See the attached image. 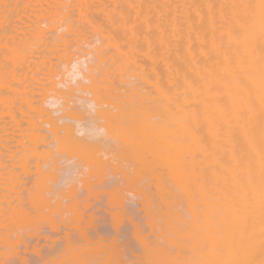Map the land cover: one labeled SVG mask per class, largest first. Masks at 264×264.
<instances>
[{
  "label": "rangeland",
  "instance_id": "obj_1",
  "mask_svg": "<svg viewBox=\"0 0 264 264\" xmlns=\"http://www.w3.org/2000/svg\"><path fill=\"white\" fill-rule=\"evenodd\" d=\"M88 1H91L92 3L89 2L87 4ZM113 1L0 0V5H3V3L5 2V6L3 5L4 7L0 6V50L3 49L2 52L5 54L4 55L2 53L4 55V59L2 58V61H0V64L2 62V65H0V264H62L63 262H65V264H82L83 262H86V264H88V260H90V262L94 261V264H104L103 261L106 260L104 253H110L111 257H114L112 254L113 252L114 254L118 253L121 256L120 259H117L119 256L116 254L117 258H115L117 260H115V258L114 260L117 263L119 260H122L121 263L123 262V264H153L151 262H154V264H161V261H158V259L152 257V254L155 251L160 253L162 252L163 254L165 253V255L169 257L173 255V258H181L182 256H184L183 251H178L176 244L178 242L176 240L179 237L177 235L182 231V228L184 226H181V224H184L183 220H185L186 216V212H183L186 211L184 210L186 209V201L185 198L182 197L184 194L181 195V197L176 196L181 194L182 189H178L176 187L177 190L175 189L176 192H174V189L172 188V186L175 188L180 180L176 182V185H174L175 182L173 183L170 181V178H173L174 175L172 176V174L169 173L170 175L168 176L167 173L168 171H170L171 173H174L176 171H171L169 166L161 158V160L165 163L164 166L163 162H160L159 160L160 157L157 160H159L160 164L162 165L156 163V158H150L153 156L148 157V159L150 158L152 160H149L151 164H153V162L155 161V164H153L152 166H150L151 164L149 162L145 161L147 159H144V162L142 160V157H136L138 156V154L140 155L142 153H140V151H142L143 149L140 150V148L138 149V151L137 148H134L132 147V145L128 144L130 142L132 143V141H130L131 139L127 141L125 139V137L128 138L127 135L133 137L132 135L134 134L135 136V133H131L128 131V133L125 135L122 133L124 129L122 128L123 131L121 132L118 127H124V122H127L128 119V125H130V115H132L131 117H135L136 119H138L136 116H133V114H131V112L135 108L134 104L131 103H137L135 101H132V98H130L131 96L133 97L134 93H130L129 100H124V98L128 97H125V88H128V94L130 90L132 92H135L133 90H136L137 86V91L141 86L142 91H145L144 89H146L147 85L149 84L152 88L150 90L153 91L155 88L153 89L154 84L152 86V83H149L147 80L151 77L148 75L150 73L148 70H150V68L152 69L151 66H153V62L147 61L151 65L149 63L147 64V62H145L147 56L142 57V55H144L142 52L136 51L135 54V52L131 50L133 49L131 48L132 44L133 46H135V44L139 42L137 40H140V38L136 40L135 36V38H132L133 36H131L132 40L131 38L130 40H124V37H126V34L128 33L125 32L124 35L117 31L118 26L121 25H119L118 20H114L113 22V20L103 19V17L106 16H102L104 8L106 11L108 10V8L109 10H112L113 7H116ZM100 5H103L104 7L102 8V6ZM86 6H89V9ZM85 7L87 8V10ZM20 8H22V10ZM100 8L102 12L99 11ZM2 9L5 12L1 11ZM84 9L86 11H84ZM97 11L99 12L97 13ZM108 11H106V13ZM84 14L93 19L91 20L89 17H87L89 19L88 20ZM82 15L84 16L82 17ZM25 18L26 20H24ZM28 18L30 19V21H28ZM42 18H45V23L43 22ZM81 18L83 19L81 20ZM67 20L69 23H66ZM59 22L62 23H60L61 26L59 25ZM84 22H86L87 27L89 26L88 28L85 27L86 24H84ZM104 23L105 26H101L102 24L104 25ZM106 26L109 27L106 28ZM122 26H120L119 29H121ZM82 27L84 28L82 29ZM93 27L95 28V30ZM64 28H66L67 30ZM104 29L106 30L104 31ZM122 29L121 32L123 33V30L126 28L124 27V29ZM103 31L105 33H103ZM106 33L107 35H109L110 33V37L106 36ZM90 34H92L93 36ZM12 35H14L15 37ZM121 35H124L122 37V43H120ZM93 38L95 41L93 40ZM37 39H39V41ZM108 40L112 43H110ZM128 40L129 42L131 41V44L128 43ZM86 41H88L89 43ZM100 41L102 43L98 44V42ZM113 41L114 44H116L115 42L119 41L117 43V47L118 45L123 46L124 44H129V46H127L129 47V49L131 48V52L137 56L135 58L132 57L134 60L129 59V61H132L131 63L134 62L133 64H136V66L130 64L133 67L126 66L124 70V67H122V64L124 63L122 62L126 59L123 60L122 58H125L126 56H123L122 54L119 55V49L115 51L116 45L113 44ZM124 41L127 42L124 43ZM133 41L135 44L132 43ZM140 41L141 43L143 42L142 39ZM103 42H105L106 44ZM36 43L39 45L38 47ZM137 44L139 45V43ZM137 44L135 47L138 46ZM91 45H99L98 48L100 49L96 47L98 49L97 50L94 46ZM126 45L123 47H126ZM128 47H126V49H128ZM43 49L45 50L43 51ZM91 50L93 52H91ZM128 51H124L125 53H123L127 54ZM116 52L117 54H115ZM137 52H140V56L137 54ZM99 53L103 57L100 58ZM105 54L106 56H104ZM107 55L109 56L107 57ZM109 57H112V59L110 60ZM107 58L109 60H106ZM119 58L120 61H123L120 62ZM162 60L161 64L164 63ZM105 61H107V63ZM129 61L127 63L124 61L125 65L130 63ZM156 62L159 64L160 61H155L154 63ZM89 63H93L92 65L96 68L92 67V65L90 66ZM116 63H121L120 66L122 68L119 67V65H116ZM161 64L158 66H161ZM5 65L9 66L7 67ZM140 65L143 66L141 71L142 74L140 73ZM149 65L150 68H148ZM103 66H105V68ZM111 67L114 69H112ZM131 67L132 69H130L129 71V68ZM90 68H94L95 71L93 69L91 70ZM120 68L124 70V73L121 72L122 70H119ZM134 68L136 71L134 70ZM137 69L139 72L137 71ZM107 70L110 72L107 73ZM114 70L116 72H113ZM145 70H147L149 73H144L143 71ZM151 71L152 73H154L153 70ZM100 72L102 75L100 74ZM104 72L106 73L105 77H103ZM95 74L97 77L95 76ZM118 74L119 76L117 77ZM140 74H144L145 77L148 75L149 78L146 77V80H144L145 78H143V76H141L143 79L139 77ZM112 75L113 79H111ZM128 75L129 77H127ZM155 75L153 79L151 77V81L155 80ZM122 76H124V78H127L122 79ZM136 78L141 80H138V82ZM131 79L134 80L132 81ZM143 80L147 81L149 84H147V82L144 83ZM104 81L106 82V84L110 83V87L109 84H104ZM152 82L154 83L155 81ZM144 84L146 85L144 86ZM102 85L104 86L102 87ZM134 85L135 88L133 89ZM119 86L126 87L120 88ZM114 88H118L117 91H119L120 93L123 92V98L121 94L116 92ZM113 89L114 91H112ZM103 90H105V92ZM92 91H95V93ZM108 91L112 93H108ZM141 92L139 91V93H137L139 95L137 96H140ZM153 92L149 93L151 94ZM157 94H154L155 96H157L156 98L153 97V94L151 95L155 101L159 97H161V100L163 98L166 99L165 97H163L164 95L162 96V94H160L161 96L158 97L159 94ZM108 97L109 99H107ZM114 98H117V100ZM121 98L124 102L121 101ZM130 100L132 101L131 103H129ZM152 100L149 106L145 104L147 109H145V114L149 113V107H151L152 104H155L152 103ZM125 101L132 105V107H127L128 109L131 108V112L129 113L130 115L128 114L129 110L125 107ZM162 101H158L160 102V105ZM166 101L163 102L166 103ZM117 102H120L121 104ZM116 103L122 105L121 110H119V107L121 108V106L117 105ZM98 104L100 106L103 104L104 106L100 107ZM143 104H141V108L139 105L137 108H139L140 110L143 109ZM160 105L159 103L158 106L156 105L157 108L159 107L158 112L154 111L151 107V109L154 111V113L152 111L153 116L151 114L154 120L156 118V120H160V111L161 109H163V106ZM113 106L117 107L118 111ZM124 107L127 109V111L124 110ZM156 107L154 108L157 110ZM111 109L112 111H110ZM105 110L107 111L105 112ZM113 110L117 112L115 113ZM138 110L136 109L137 113ZM24 111L26 112V114ZM122 111L125 113L124 115L122 114ZM125 111L127 112V114ZM143 111H140L139 113H142ZM111 112H113V114L115 113V115L111 116ZM118 113L119 115H117ZM120 113L123 117L126 115L129 117H124V120L122 119L123 117H121ZM145 114H141L142 117L140 115L137 116H140V118L143 120V115L145 116ZM101 116L102 118H100ZM110 116L113 118H115V116L116 118L118 117L117 119L119 121L115 120V122H113L114 119L110 118ZM106 117L108 118L106 119ZM21 118H23V121ZM135 118H131V123L133 121L136 123ZM108 119L109 124L107 121ZM111 119L113 124L119 122L118 124L120 125L116 124V127V125L114 124V127L112 124H110ZM121 120H123V123L121 122ZM104 121L107 122L104 123L105 125L103 124ZM140 124L142 125V122L137 125V128H139L138 130L143 129L139 126ZM111 125L114 128L109 127ZM133 125L135 126V124ZM137 128L134 129H136L138 134V132L140 131H138ZM131 129L133 130V128ZM26 130L28 132H26ZM114 132L117 134H115ZM141 132L144 131L141 130ZM59 134L62 136L59 137ZM121 134H123V136ZM121 136L122 138L124 137L123 140ZM139 137L140 136H138V138ZM64 138L68 140L65 141ZM119 138L121 140H119ZM58 139H63L64 142L63 140L59 142ZM142 140L145 139H140V141ZM123 141L128 143H125ZM135 141H137V138ZM142 143H144V141ZM132 144L135 146L134 142ZM139 144H137V147ZM131 148L137 150V155L134 156V154L136 153ZM145 151L143 150V153H145ZM148 151L149 149L146 152L147 154L145 153L146 155H149ZM131 152H134V154ZM158 153L156 152L155 155H157ZM142 155L143 154H141V156ZM137 158L142 161H139ZM143 158H147V156H144ZM141 162H143L144 166L146 164L148 168L144 167ZM153 166H156L155 170L156 172L159 170V173L162 172V168L169 169L166 172L165 170L167 169L163 170V174H155L154 176L153 173H155V170ZM148 169L150 170L148 171ZM174 174H179V172ZM161 175L163 177H161ZM158 176L162 178V185L160 181L158 182V180H161ZM175 178L179 179L180 177L178 178L177 176ZM175 178H173L172 181H174ZM156 183L160 184L157 185ZM179 186L180 185L178 184V187ZM161 189L162 191H160ZM172 191L174 192L173 197ZM160 192L163 193L160 194ZM181 198H184V201ZM166 201L171 204H166ZM166 205L172 207L173 210H170L171 208L169 209V207ZM174 208L176 209L174 210ZM168 211H170L171 214L170 212L168 213ZM179 211L181 212L180 214L178 213ZM177 213L182 216V218H180V216L178 218L180 220L183 219L182 222H178ZM127 218L129 219L127 220ZM92 224H94L93 227H91ZM133 224L134 227H132ZM174 224L178 227V229L179 227H181V229H179L181 231H179ZM97 225L99 226L97 227L98 230L96 229ZM172 225L175 227H173ZM168 226L170 227V230ZM87 229H90V231H88ZM173 229H176L179 232L177 231L176 233H174L175 235L173 233L171 234V230ZM172 232H175V230H173ZM77 236H79V238ZM169 236L171 238V241ZM91 237L95 238L91 239ZM101 240H104L103 243ZM178 240H180V238ZM172 241H176L175 244L174 242L172 243ZM110 247L115 248L109 249ZM94 248H97L96 251ZM77 249L80 250V252ZM111 250L115 251L111 252ZM102 251L104 252L102 253ZM181 252L182 254H180ZM83 255L85 256V258L82 257ZM87 255L89 258H86ZM177 255L180 257H178ZM90 257L92 260L90 259ZM111 257L108 259H111ZM80 258L84 259L81 260ZM135 259H137L138 261ZM56 260L57 262H55ZM111 260L113 261V259ZM75 261H77L78 263H75ZM112 261L111 263H108L113 264ZM115 261L114 263L117 264Z\"/></svg>",
  "mask_w": 264,
  "mask_h": 264
},
{
  "label": "bare ground",
  "instance_id": "obj_2",
  "mask_svg": "<svg viewBox=\"0 0 264 264\" xmlns=\"http://www.w3.org/2000/svg\"><path fill=\"white\" fill-rule=\"evenodd\" d=\"M111 1H113V0H111ZM115 1H113V3L115 4L116 7L115 8L113 7V9L111 8L112 10H109V8H108L109 11L106 10L109 13L108 12L106 13L105 8H104L105 12L103 11L102 16L103 15L104 16L106 15V16L103 17V19L104 20L105 19L106 20H113V22H114V20H118L119 25L120 24H121L120 26L123 25L122 26L123 29L125 27L126 29H124V30H127V31H124L121 27V29L123 30V33H122L121 29H119L120 26H118L117 31L120 32L121 34H124V35H125V32L128 33V34H126V37H124V40H127V39L130 40L131 36H133L132 38L136 37L135 38L136 40L139 38H140V40L141 39L143 40L142 43L140 40H137L139 42L135 41V42L139 43V45H140L139 46L136 43L138 45L137 47H135L136 44L133 41L132 43H134L135 46H133V44H132L133 47L130 45L131 48H133V49H131V48L130 49L133 50V52H135V54H136V51L142 52L144 54V55H142V53H141L142 57L147 56L148 60L146 57L145 62H147V61L153 62V64H152L153 66H151L152 69L150 68L151 64L149 62H147V64L148 63L150 64L148 67V68H150V70H148L150 73L147 70H145L146 72L143 71L144 73H147V74L149 73L148 75L151 76L152 79H153L154 75L156 74L155 80H152V81H155L154 83L151 81V77L149 78L148 75L146 76L147 78H149V79H147L148 82L152 83V86L154 84L153 89L154 88L155 89L153 91L155 93L152 90H150V89H152L150 87L151 85L147 81H144V80H146V77L144 76V74L141 75L142 74L141 71H142V67H143L141 65H140L141 67L138 66L139 68H141V70H140L141 74L139 77L142 78L141 76H143V78H145L143 80L144 83L147 82V84H149V85H147L146 89H144L145 91H142V88H141L142 86L139 87L138 91H137L138 86L136 87V90H133L135 88V85H134L132 90L135 92L137 91V92L135 93V92H132L130 90L131 92L129 91V94H128V90H127L128 88H125L126 86H119L120 88L124 87L127 90L126 91L124 89L125 93H126L125 97L128 96V97H126L128 99L124 98V100H129L130 98H132V101L137 102V103H133L131 100L129 101V103L132 102L131 104H134L135 108L134 107L133 108L135 110L132 108L133 113L131 112V108L130 109L127 108V107H132V105H130L126 101H125L126 104L125 103L124 104H125V107L129 110L128 114L131 112V114H133V116H136L138 119H136L135 117H131L132 115H130V114H129L130 117L126 115L124 117L130 118V122H129L130 125H128V121H129V119H128L127 122L126 121L124 122L125 123L124 127L118 126L121 132L124 129V131L122 133L125 135L128 133V131L131 133H135V136H134V134L133 135L131 134V135L133 137H136L137 141H135L136 138H133V137H130V135H127L128 138L125 137L126 141L131 139L130 141H132V143L134 142L135 146L131 142L130 143L125 142V141H123V142L132 145V147L137 148V150L140 148H141L140 150L143 149L144 151L146 149L147 150L149 149V151H148L149 155H146L147 150L145 151L146 154L143 153V150H142V151H140V153L142 152L141 154H143V155L141 156V154L140 155L138 154V156H136L139 158L142 157L143 161H144V159H147L145 161L150 163L149 160L154 159V158H156L155 160H157L160 157L159 158L160 162L163 160L169 166L171 171H176L174 173L179 172V174H174L173 172L171 173L170 171H168L169 168L164 167L167 170L162 168L161 173L163 174V170H165V172L168 171L167 172L168 176L170 174H172V176L174 175L173 178H175L177 176H178V178L180 177L179 179L175 178L174 181H172L173 178H170V177L169 178L171 179L170 180L171 182H173V183L175 182L174 185H176L177 184L176 182H178L180 180L178 183L180 186L178 187V184H177L175 186V188L173 186H172V188L174 189V192H176L177 188L182 189V191L178 190V191H181V194L176 195V196L181 197V195L184 194L182 197H184L185 201H186V204H185L186 209H184L186 211H183L184 213L186 212L185 213L186 216H185V220L182 219L184 222V224H181V226L184 225L182 228V231L179 230V229H181V227H179V229H178V227L175 224L174 225L181 232H179L176 229H173V230H175V232H172L173 230H171V234L172 233L174 234L177 231L179 232V234H181V235H179L178 233H177L178 235L176 234L177 236H179L178 239L180 238V240H178V239L176 240L178 242L176 244H177L178 251L179 252H180V250L183 251L184 256H182L181 258H176V257L173 258L172 257L173 255H172L171 256L172 258H171L169 256H166L165 253L163 254L162 252L160 253V252L155 251L156 253L153 252V254L154 253L155 254L154 255L152 254V257H154L155 259H158V261H161L163 264H264V0H115ZM89 2H91V1H88L87 4ZM4 4H5V2L3 3V5ZM3 5H0V6H3ZM94 5H95V3H94ZM100 6H102V8L104 7L103 5H100ZM86 7L88 8L89 6H86ZM108 7H109V5H108ZM87 8H86V10H87ZM20 9L22 10V8H20ZM78 9H79V7H78ZM97 9H98V7H97ZM86 10L84 9V11H86ZM1 11H4V10L2 9ZM99 11L102 12L101 8ZM99 11H97V13ZM92 13H94V12H92ZM84 15H82V17ZM12 16H14V15H12ZM29 16H30V14H29ZM59 16H57V17H59ZM69 17H71V16H69ZM85 17L87 18L89 16L85 15ZM44 19H43V22H44ZM69 19H71V18H69ZM82 19L83 18H81V20ZM90 19L92 20L93 18H90ZM24 20H26V18ZM64 20H66V19H64ZM28 21H30V19ZM12 22H14V21H12ZM86 22H84V24H86ZM100 22H102V21H100ZM60 23L61 22H59V25L61 26L62 23L61 24ZM66 23H69L68 20ZM116 24H117V22H116ZM101 26H105V23H104V25L102 24ZM85 27H87V24ZM108 27L106 26V28H108ZM83 28L84 27H82V29ZM64 29H66V28H64ZM109 29H107V30H109ZM94 30H95V28H94ZM100 30H102V29H100ZM100 30H98V31H100ZM105 30L106 29H104V31ZM104 31H103V33H105ZM106 32H108V31H106ZM110 33H109V35H110ZM116 33H115V35H116ZM120 33H118V34H120ZM92 34H90V35H92ZM109 35H107V33H106V36L110 37ZM124 35H121V38L119 37L121 39L120 43L123 42L122 37ZM12 36H14V35H12ZM56 36H57V34H56ZM101 38H102V36H101ZM132 38H131V40H132ZM75 39H77V38H75ZM95 39H96V37H95ZM135 39H133V40H135ZM18 40H16V41H18ZM37 40L39 41V39H37ZM93 40H94V38H93ZM129 40H128V43L131 44V41L129 42ZM88 41H89V39H88ZM88 41H86V42H88ZM118 42H115L116 44H114V41H113V44L116 45L115 51L117 49H119L120 50L119 55L122 54L123 56H126L125 58L124 57L122 58L123 60L126 59V60H124L126 63L129 61V59H133V58L137 57L129 49V47H128L129 44H127L128 46L126 44L123 45V46L126 45V47H128V49H126V47H123L121 45L120 46L118 45V47H117ZM125 42H127V41H124V43ZM37 43H36V45L38 47L39 45ZM99 43H102V42L100 41V42H98V44ZM103 43H105V42H103ZM110 43H112V42H110ZM91 46H94L95 49H97L99 47V45H97V46L91 45ZM40 47H42V46H40ZM123 48H125V49H123ZM0 49H1V47H0ZM7 49H5V50H7ZM98 49H100V48H98ZM2 50H0V54L3 57L0 55L1 56L0 61H2V58L4 59V55H5L2 52ZM24 50H25V48H24ZM44 50L45 49H43V51ZM71 50H72V48H71ZM119 50H118V52H119ZM121 50H123V51H121ZM64 51H66V50H64ZM124 51L125 52L128 51V53L124 54L125 53ZM30 52H31V50H30ZM91 52H93V51L91 50ZM140 52L139 53L137 52V54L139 56H140ZM129 53H130V55H129ZM131 53H132V55H131ZM115 54H117V52ZM110 55H111V53H110ZM104 56H106V54ZM108 56L109 55H107V57ZM99 57L101 58L103 56H101V54H100ZM112 57H113V55H112ZM112 57L111 58L109 57V59L111 60ZM104 58H106V57H104ZM120 58H119V61H120ZM159 58H161V59H159ZM109 59L107 58L106 60H109ZM135 60H137V59H135ZM161 60L164 63L161 64ZM16 61H15V63H16ZM122 61H120V62H122ZM124 61L122 62V63H124V64H122V67H124V70H125L126 66H132L130 64L134 63V62L131 63L132 61H129L130 63L125 65ZM155 61H158V62L160 61V62L158 64L157 62L154 63ZM105 62L107 63V61H105ZM97 63H99V62H97ZM110 63H111V61H110ZM92 64H90V66ZM120 64L116 63V65H119V67H121ZM155 64L157 66L161 64V66L157 67ZM0 65H2V62ZM5 66L8 67L9 65H5ZM19 66H21V65H19ZM134 66H136V64ZM92 67L96 68L93 65H92ZM103 67L105 68V66H103ZM132 67L129 68V71H130V69H132ZM94 68H92V69L95 71ZM121 68L119 69L120 71L122 70ZM112 69H114V68H112ZM124 70H122L121 72H123ZM134 70H135V68H134ZM151 70H153L154 73H152ZM126 71H128V70H126ZM137 71H138V69H137ZM101 72H100V74H101ZM109 72L110 71H108L107 73H109ZM113 72H116V71L114 70ZM117 72H118V70H117ZM125 73H127V72H125ZM131 73H130V75H131ZM103 74H104L103 77H105L106 73L104 72ZM107 75H110V74H107ZM93 76H92V78H93ZM95 76H96V74H95ZM118 76H119V74L117 75V77ZM112 77H113V75L111 76V79H113ZM127 77H129V75ZM127 77H125V78H127ZM125 78H124V76H122V79H125ZM130 78H131V76H130ZM106 79H108V78H106ZM134 79H135V77H134ZM134 79H131V80L133 81ZM136 79H137V81L141 80L138 78H136ZM109 81H110V79H109ZM1 83H2V81H1ZM114 83H115V81H114ZM104 84H106V82ZM107 84H109V87H110V83H107ZM145 85L146 84H144V86ZM103 86L104 85H102V87ZM130 86H132V85H130ZM96 87H97V85H96ZM116 87H117V85H116ZM21 88H22V86H21ZM106 88H108V87H106ZM130 88H132V87H130ZM114 89L112 91H114ZM117 89H115L116 92L120 93L119 91H117ZM24 90H25V88H24ZM103 91L105 92V90H103ZM110 91H108V93H112ZM139 91L140 92L142 91L143 93L141 92L140 96H137V95H139V94H137V93H139ZM92 92L95 93V91H92ZM149 92H153V93L150 94ZM122 93H120L121 96H122ZM130 93H134L133 97L134 96L135 97L134 98L132 96L130 97L129 96ZM152 94L153 95L157 94L158 97L161 96L160 94H162V96L164 95L163 97L166 98V99H164L162 97L163 98L162 100L163 101L167 100L165 103L161 100V97L157 98L158 101H162L161 102L162 106L164 103L165 104L162 107L163 109H161V111L159 110L161 112L160 117H159L160 120L159 119L156 120L157 119L156 118L155 119L156 121L154 120V118L152 116H153L154 111L158 112L159 107L157 108L156 105L158 106V103L160 105V102H158L157 100L155 101L154 98H156L157 96L154 95L153 96L154 98H152V96H151ZM93 96H94V94H93ZM106 97H107V95H106ZM109 97H111V96H109ZM109 97L107 99H109ZM114 97H116V96H114ZM119 97H120V95H119ZM122 98H123V96H122ZM122 98H121V101H122ZM150 98H152L153 100ZM6 99H5V101H6ZM114 99L117 100V98H114ZM151 100L153 101L152 103H155L154 105L152 104L153 106L151 105V107L154 111L151 109V107H149V111H148L149 113L145 114L144 112H146V110H147L145 104H147V106H149ZM2 101H4V100H2ZM110 101H111V99H110ZM122 102H124V101H122ZM117 103H120V102H117ZM120 104H117V105H120ZM141 104H143L144 108L142 106L143 109L140 110L137 107L139 105L141 108ZM126 105H128V106H126ZM101 106L103 107L104 105L102 104ZM115 106H113V107H115ZM120 106H121V108L119 107V110L122 109V105H120ZM125 107H124V110L127 111V109ZM154 107H156L157 110ZM115 108L117 109V107H115ZM112 109L110 111H112ZM136 109L137 110L139 109L138 113L136 112ZM150 109H151V112H150ZM106 111L107 110H105V112ZM117 111H118V109H117ZM123 111H122V114L124 115L125 113ZM140 111H143V112L139 113ZM152 111H153V113H152ZM111 113H112L111 116L115 115V113L114 114H113V112H111ZM25 114H26V112H25ZM108 114H110V113H108ZM122 114H121V117H123ZM126 114H127V112H126ZM141 114H145V116L143 115V117H144L143 120L140 118ZM151 114H152V116H151ZM158 114H157V116H158ZM99 115H101V114H99ZM117 115H119V113ZM137 115H140V116L138 117ZM37 116H39V115H37ZM111 116H110V118L114 119L113 122H115V120H118L117 119L118 117L116 118V116H115V118H113ZM124 117L122 119H124ZM100 118H102V116ZM107 118L108 117H106V119ZM131 118H135L136 120L135 119H133V120H135L136 123L134 121L131 123V120H132ZM139 118H140V120H139ZM21 119L23 121V118H21ZM112 119H111L110 124H112L113 126H114V124L116 125L119 123V122H116L113 124ZM119 119H121V118H119ZM102 120H104V119H102ZM126 120H127V118H126ZM107 121L109 124V119ZM122 121L123 120H121V122ZM140 121L142 122V125L140 124L139 126L143 129L138 130L139 128H137L138 127L137 125L139 123H141ZM105 122L106 121H104L103 124ZM133 124H135V126ZM112 125L109 127L114 128L115 126L112 127ZM118 125H120V124H118ZM116 127H117V125H116ZM125 127H127V128H125ZM130 127L133 128V130ZM134 128H137V130L140 132H141V130L144 132H141V133L138 132V134H137V131ZM116 129H118V128H116ZM130 130H132V131H130ZM134 131H136V132H134ZM26 132H28V131L26 130ZM115 134H117V133H115ZM123 134H121V135L123 136ZM65 135H67V134H65ZM58 136L60 137L62 135L59 134ZM122 136H121V138H122ZM138 136H140V137L138 138ZM63 137H61V138H63ZM123 138H122V140H123ZM59 139H58L59 142H61L63 140V139L62 140H59ZM140 139H145L147 143L145 142V140L140 141ZM64 140L66 141L68 139L64 138ZM64 140H63V142H64ZM119 140H121V139L119 138ZM143 141H144V143H142ZM137 144H139L138 147H137ZM145 147H147V148H145ZM131 149L134 150L133 148H131ZM137 150L136 149L134 150L136 154H134V152H131V153H133L135 156V155H137ZM156 152L157 153L159 152V153L157 155H155ZM144 156L145 157L147 156V158H143ZM149 156H153V157H150L151 159L150 158L148 159ZM139 158H137V159L139 161H142ZM161 158H162V160H161ZM159 160H157L156 163H159V165H162V164H160ZM164 162H163V164L165 166ZM141 163L143 165V162H141ZM153 164H155V161L153 162ZM153 164H151L150 166H152ZM144 167L148 168V166L146 164ZM155 167H154V170H155ZM159 168H161V167H159ZM159 168H156V169H159ZM149 170L150 169H148V171ZM157 172L155 170V173H153L154 176H155V174L156 175L161 174V173H159L160 171L158 172V174H157ZM158 177H160V176H158ZM161 177H163V176L161 175ZM161 177H160L161 180H158V179H156V180H158V182L160 181V183L162 185V178ZM160 183H156V184L158 185ZM163 187H165V186H163ZM160 191H162V189ZM174 192L172 191V197H173ZM162 193L163 192H160V194H162ZM178 194H179V192H178ZM184 198H181V199H183V201H184ZM170 199H172V198H170ZM178 199H180V198H178ZM167 201H168V199H167ZM167 201H166V204L169 203ZM113 202H114V200H113ZM170 204L171 203H169V205ZM169 205H166V206L169 207ZM164 208H165V205H164ZM169 209L173 210L172 207H169ZM175 209L176 208H174V210ZM169 212L170 211H168V213ZM178 213L180 214L181 212L179 211ZM178 213H177L178 217L177 216H175V217H177V219L179 218V216H180V218H182V216L179 215ZM164 214H165V212H164ZM170 214H171V212H170ZM182 215H184V214H182ZM88 216H89V214H88ZM128 219L129 218H127V220ZM91 220H92V218H91ZM182 220L178 219V222L179 221L182 222ZM88 223H89V221H88ZM171 224H172V222H171ZM93 226H94V224H92L91 227H93ZM172 226H171V228H172ZM175 226H173V227H175ZM97 227H99V226L97 225L96 229H97ZM132 227H134V224ZM168 228L170 230L169 226H168ZM88 231H90V229ZM111 232H112V230H111ZM72 233H70V234H72ZM131 233H133V232H131ZM99 236H100V234H99ZM69 237H71V236H69ZM77 237L79 238V236H77ZM84 237H85V235H84ZM87 238H89V237H87ZM92 238L94 239L95 237H91V239ZM169 238H170V236H169ZM85 239H86V237H85ZM103 241H102V243H103ZM170 241H171V238H170ZM176 241H172V243L174 242V244H175ZM111 247H112V245H111ZM111 247L109 249L115 248V247L114 248H111ZM65 249H66V247H65ZM96 249H95V251H96ZM49 250H50V248H49ZM115 250H111V252H113ZM78 251L80 252V250H78ZM99 251H101V250H99ZM103 252L104 251H102V253ZM94 253H96V252H94ZM112 254L114 257H111L110 253H104L105 259L108 260V261H106L104 259L105 260V261H103L104 264H110L112 261L111 259H113L112 263L115 264L114 261L117 259H120V257H121L120 254H118V253L114 254V252H113ZM116 254L119 256L118 258H117ZM160 254H161V256H160ZM180 254H182V252ZM77 255H76V257H77ZM84 255L82 257L85 258ZM76 257H74V258H76ZM87 257H88V255L86 256V258ZM110 257H111V259H108ZM178 257H180V256H178ZM84 258H82V259H84ZM114 258H115V260H114ZM154 258H152V259H154ZM90 259H91V257H90ZM137 259H135V260H137ZM145 259H146V257H145ZM129 260H130V258H129ZM77 261H75V263ZM121 261L122 260H119L118 263L123 264V262L121 263ZM55 262H57V260ZM87 262H88V264L89 263L94 264V261L90 262V260H88ZM108 262H110V263H108ZM80 263H82V262H80ZM83 263L86 264V262H83ZM151 263L154 264V262H151ZM62 264H65V262H63ZM141 264H143V263H141Z\"/></svg>",
  "mask_w": 264,
  "mask_h": 264
}]
</instances>
